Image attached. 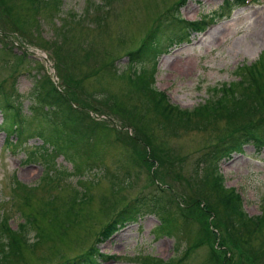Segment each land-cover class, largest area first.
<instances>
[{
	"label": "rangeland",
	"instance_id": "rangeland-1",
	"mask_svg": "<svg viewBox=\"0 0 264 264\" xmlns=\"http://www.w3.org/2000/svg\"><path fill=\"white\" fill-rule=\"evenodd\" d=\"M91 1L100 2L58 0L56 8L52 5L39 6L34 12L28 0H0V103L5 98L12 99L14 104L19 103L22 113L27 116L26 127L34 119V114L28 111L32 103L29 90L34 81L33 75H47L58 84L60 77L68 79L73 74L72 78L80 80L75 103L81 111L91 115L92 121L101 123L102 127L98 129L107 128L105 133L108 134L104 142H97L88 150L92 158H100L93 162L86 157L88 162L72 170V161L67 156H70L72 147L65 151L59 148L63 156L56 153L46 162L38 153L43 150L39 147L41 138L37 135L23 134L16 140L12 136L14 144L7 145L6 137L0 131V220L1 216L6 217L15 228L23 220L22 213L32 212L38 198L48 194L64 197L71 188L86 189L89 197L86 207L82 209V213L88 216L74 230L68 229L72 230L71 240L74 238L70 245L65 244L63 238L55 239L53 247L50 241H43L37 245L34 253L24 251L23 259L17 261L19 264H52L66 256L86 251L108 215H114L122 206L132 202L136 195L148 189L144 187L147 177L143 163L140 160L130 161V156L136 157V154L130 152L127 155L129 150L121 145L115 133L118 131L121 135L133 136V129L126 124V119L105 106L99 94L112 95L127 105L137 102L136 93L128 91L126 78L114 74L131 73L127 67L130 62L126 50L137 47L150 26L162 21L159 33L161 42L179 34L181 28L168 20V10L175 0H111L105 11L94 8L93 13H89L90 16L102 15L98 25L95 21L76 23L69 30V40L59 38L54 26L62 21L60 16L70 24L68 13L81 14ZM221 2L185 0L177 8V13L186 19L199 18L202 14H213ZM214 20L213 25L204 32L187 34V40L170 43L168 49L155 57L156 70L153 69L152 84L157 89H163L169 102L181 108L190 109L202 102L209 95V86L237 78L236 66L253 61L264 50V0H251L234 7L230 15L214 16ZM72 50H78L77 56L69 53L66 58L73 62L65 65L61 56ZM84 53H87V58L82 59ZM144 61L147 63L142 65L151 72V60L147 58ZM111 62L114 74L107 73L101 67V64L109 65ZM131 65L136 70L139 68L136 63ZM70 68L72 72L67 73L66 69ZM144 123L148 126L142 135L145 139L142 148L154 144L161 148V139L166 137L169 143L166 154L177 159L171 166L172 170L180 169L185 177L189 174L196 180L189 181V184L177 182L171 180L172 174L169 172L168 176L162 178L166 183L155 178L169 201L167 216L173 222L172 228L169 224L171 233L158 232V223H164L165 216L143 212L136 221L118 228L107 239L97 243L98 252L104 255L95 254L96 264H146L147 258L171 260L169 264H264V226H253V234L244 235L251 248L246 246L248 251L242 252L244 254L241 253V256L239 252L243 251L245 244L239 247L234 244L223 224L218 222L219 217L215 216L214 211L218 212V208L213 211L210 207L201 209L202 201L186 205L189 196L197 199L205 190L209 191L202 181L204 171L197 157L220 134L221 122L215 128L178 129L177 134L168 135H165L167 130L160 127L156 119L145 120ZM86 139L89 143L96 141L92 137ZM8 146L14 148L13 156L7 152ZM44 146L45 151L49 152L51 145ZM55 168H59V172ZM125 168L132 171L130 176L136 174V179L129 177V184L125 183L128 178L124 173ZM46 170L54 175L52 182L55 186L50 190L42 189V177L44 174L48 177ZM216 171L223 178L224 187L238 184L236 187L243 194L242 207L248 214L264 212V146L255 151L250 143L243 144L241 151L233 153L228 159H220L216 163ZM12 178L25 186L35 185L29 204L26 205L22 197L16 194ZM167 183L170 188L166 187ZM112 189L117 190L110 193ZM181 195L183 201H180ZM102 196L106 197L103 202ZM112 199L114 211L104 215L100 207ZM35 221L37 225L43 224L42 217L38 216ZM33 232L30 228L28 240H34ZM115 252L120 256L112 258L111 254ZM248 254L252 255V260L247 258Z\"/></svg>",
	"mask_w": 264,
	"mask_h": 264
},
{
	"label": "trees",
	"instance_id": "trees-1",
	"mask_svg": "<svg viewBox=\"0 0 264 264\" xmlns=\"http://www.w3.org/2000/svg\"><path fill=\"white\" fill-rule=\"evenodd\" d=\"M28 1L34 12H37L39 6L47 7L52 5V7L56 8L58 2V0ZM110 1L100 0L99 3L91 1L85 5L81 14L73 11L69 12L70 24L66 22L65 17L60 16L62 21L54 26L57 29L56 33L59 38H63L64 41L65 39L69 40V30L73 29V24L95 21V24L97 23L98 25L102 20V15H90L93 13L94 8L105 11V7ZM181 1L183 0H176V3ZM240 3L241 0H224L215 12L216 14L226 13L233 5ZM172 9L175 10L176 5ZM168 18L169 21L171 20L172 23H175V27L181 28L180 34L176 33L175 36L169 37L171 40L169 43L184 37L189 29H199L201 27L199 21L184 20L178 17L177 14H171ZM161 27L162 21L156 24L155 27L153 25L150 26L142 37L144 40L141 41V44L139 43L137 47L126 50L128 61L139 64L137 70L133 69L131 73L124 74L123 72H115L112 62L109 65L101 64V67L107 73L114 74L115 72L114 76L126 78L129 85L128 91L131 93L132 90L136 93L134 95L137 102L127 105L117 101L112 95L107 96L103 95V93H98L105 106L126 119V124L133 129V136L121 135L116 130L115 133L121 145L129 150L127 155L130 152L136 154V157L130 156V161L140 160L143 163L147 177L144 187L146 186L148 189L136 195L131 200L132 202L122 206L114 215L110 216L109 214L97 231L93 243L86 251L66 256L65 259L52 264H95L96 243L106 238L125 222L136 220L143 212H153L165 216L164 223L162 221L158 223V232L171 233L170 225L172 228L173 222L171 217L167 216L169 201L166 200L167 197L163 194L162 188H160L162 186L157 184L155 178L165 182L162 178L168 176L169 172L172 174L171 180L175 179L177 182L184 181L189 184V181L194 182L196 179L194 176L191 178L189 174L187 175L188 177H185L180 169L178 171L172 170L171 166L177 159L167 156L166 151L169 148V143L166 137L161 139V148L159 146L156 147L155 144L154 146L150 145V147L146 145L142 148L143 144H145V139L142 135L146 132L148 126L144 121L150 119H156L158 125L167 130L165 135L169 133L177 134L178 129L187 130L194 128L202 130L210 127L215 128L221 122L220 134L211 144L206 146L207 148L201 150L197 157L199 162L202 163L200 167L204 171L202 181H204L209 191L205 190V193L201 194L197 199L193 196L185 198L186 205L192 204L193 201L198 203L202 201L201 209L210 207L213 211L218 208V212L214 211L215 216L219 217L218 222L220 221L223 224L224 230L232 237L234 244H237L238 247L245 244V247H242L243 251L240 250L239 252L241 256L244 254L242 252L248 251L245 248H251L244 235L253 234L255 229L253 226L260 228L264 226V212L262 211L255 216H248L243 210L236 192L232 187L223 186L222 177L215 168L216 161L219 158L228 156L231 152L240 151L245 143L252 144L255 149L264 146V50L255 60L236 67V79L209 86V95L203 98L202 102L192 106L190 109H180L167 102L165 95L152 84L151 73L142 65L144 59H147L156 50L164 46L165 43H159ZM76 47L85 49L78 45ZM77 52L78 50L67 51L61 56V60L65 65H69L73 60L71 61L66 57L69 53L75 57ZM85 58H87V53L83 54L82 59ZM107 66L110 67L107 69ZM66 70L68 71L67 73L72 72V68ZM71 76L68 79L60 77L58 84H54L47 75L42 77L41 75H33L34 81L29 90V96L32 100L30 111L34 114V119L28 122L25 130L28 133L31 128V134L41 136L43 143L50 141L55 150L59 151V148L62 147V150L65 151L67 148L72 147L73 150L69 152L70 156L68 154L67 156L72 162H76V164L73 162V169L76 170L78 165L88 162L86 157L93 162L100 158L99 156H93L92 158V154L88 150L97 142H104L108 134L105 133L107 128L105 129L104 126V129H98L99 126L102 127L99 121H92L91 115L78 108L79 106L75 101L80 80ZM6 95L8 96V93ZM92 95L94 96V94ZM0 109H2L0 128L7 134L11 131L18 133L16 129V111H14L12 99H2ZM25 118L27 120V117ZM32 118L31 116L30 119ZM23 124L25 123L23 122ZM145 136L147 138V134ZM87 137L94 138L96 140L94 141L95 143H89L86 139ZM60 141H63V143ZM139 145H141L140 149H138ZM48 155L46 151L45 153H40V156L45 159H50ZM75 158L79 160H75ZM178 164L181 165V162H178ZM118 165H120L119 162ZM55 171L59 172V168H55ZM131 172H129L128 168L124 169L125 175L128 176L125 180L126 184H129V177L136 179L135 173L130 176ZM45 173H47V170ZM47 175L48 177L46 174L42 177L43 190H50L55 186V183L52 182L54 175H51V173H47ZM12 185L16 190V194L22 197V201L26 205L29 204L35 185L25 186L14 178H12ZM165 185L168 188L171 187L169 183ZM116 190L112 189L110 193ZM88 199L86 189L78 190L75 188H71L70 193L64 197L48 194L38 198L35 206L32 207L31 213H22L23 220L17 224L16 228L7 227L2 219L3 216H1L0 264H19L17 261L23 259L24 251L34 253L37 245L46 240L50 241L52 247L55 239L62 238L65 239V244L68 243L70 245L74 239L71 240V231L88 216V214L82 213V209L86 207L85 204ZM105 199L106 197L102 196V202ZM112 200L107 205L102 206L103 208L100 207L104 215H107L109 211H114V200ZM180 201H183V195H181ZM177 202L176 200V204H178ZM111 206L113 207L110 208ZM38 216L42 217V225L36 224L35 220ZM30 228L34 231V240H28L27 233ZM70 228L72 230L69 231L68 229ZM225 257L226 255H224ZM247 258L252 260L253 257L248 254ZM147 262L146 264H169V260L156 258H147ZM236 264L239 263L237 262Z\"/></svg>",
	"mask_w": 264,
	"mask_h": 264
}]
</instances>
